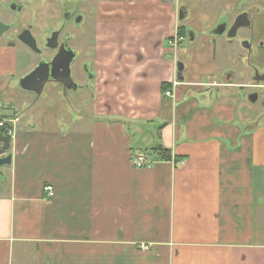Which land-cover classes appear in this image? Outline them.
<instances>
[{"label": "crops", "instance_id": "0c3cea01", "mask_svg": "<svg viewBox=\"0 0 264 264\" xmlns=\"http://www.w3.org/2000/svg\"><path fill=\"white\" fill-rule=\"evenodd\" d=\"M129 1L120 11L96 0L92 51L77 50L89 68L72 67L74 88L45 85L40 112L42 92L31 91L24 120L16 106L27 99L0 101L19 118L0 166V264H264V123L244 130L207 92L243 79L220 82L214 69L218 80L186 79L166 43L175 0ZM0 51V77L17 72L20 50ZM172 79L182 82L166 96ZM138 153L151 166L136 167Z\"/></svg>", "mask_w": 264, "mask_h": 264}, {"label": "rangeland", "instance_id": "374dc122", "mask_svg": "<svg viewBox=\"0 0 264 264\" xmlns=\"http://www.w3.org/2000/svg\"><path fill=\"white\" fill-rule=\"evenodd\" d=\"M123 0H109L112 6H114L116 9L123 11L124 6H121L118 2H121ZM134 0H131L129 2H133ZM191 0H175L174 3L178 6L185 5L187 6L188 2ZM20 4L18 6L22 7L23 9L17 10L12 9V5L10 7H5L0 4V17L5 15L6 19H10L14 25V27L17 28H24V27H30L31 33L36 39V46L39 49L40 53H37L35 51H32L29 47L23 44L22 42L15 41L13 44L15 47L20 50L19 52V67L17 69V72L14 73L12 76L10 75L7 77H0V82L4 81V84L9 85L7 88H1L0 89V101L6 105V103H9L10 105H13L14 101L17 100H25V99H33V95L31 92L26 90H21L17 88V83H19V76L22 75L26 70H28L29 63L30 62H36L43 57L49 56V49H47L44 46L45 38L50 36L54 31H60V27L64 24V10L61 6V0H20L16 2V0L12 1V4ZM83 11L86 13L87 18H84L83 24L77 26L73 23L66 24L65 28H63V31L68 30L72 33L73 38H70L69 43L72 44L74 47L77 48V50L82 55V49L88 50L89 52L92 51V48L90 46L92 42V31H93V14L95 15V8L96 6V0H89L84 1L81 4ZM128 7V12L133 11L135 9V16L139 15V5L135 6H129L126 5L125 8ZM189 16L185 18V20L178 21V24L188 23ZM137 24V23H133ZM129 29H133V31H137V25H129ZM185 39H183L177 46V57L184 63L185 69L184 74L186 75V79H190L193 81H200L208 83L212 80H218L215 76L210 75L206 71H212L215 70L216 73L220 74V82L224 81V76H228L230 74L229 71H234L236 73L240 74V77H237L236 80H241L244 83L250 82L247 76H244L245 73L240 72V66L236 63L233 67L231 65H226L225 61H221L220 58H214L212 54H214V51L209 46L205 47L203 51L196 53L198 55L197 59L201 60V63L199 66H192L191 63V39H189L188 34L183 35ZM60 38V37H59ZM81 38V39H80ZM6 41V37H5ZM4 40L0 41V46L6 48V42ZM26 46V47H25ZM239 52V49L236 48L235 53ZM0 54L4 55L5 52L0 51ZM82 56H79L75 62L74 65H79L81 61L83 62V70L85 72H88L89 65L87 63V60L80 58ZM178 59V60H179ZM177 60V61H178ZM222 63H219V62ZM73 65V66H74ZM233 65V64H232ZM72 68V67H71ZM233 70H232V69ZM260 70L264 71V66L260 67ZM92 74V73H91ZM89 75V74H88ZM84 79H82L83 81ZM49 85V84H48ZM47 85V86H48ZM165 92V91H164ZM208 94L211 98V103L216 104L217 102H220L222 104H232L234 109V114L237 116L239 123H241L242 127H244V130L247 129L248 126H251L252 123H264V90L261 91L263 95L261 98L257 99L256 101H250V96L254 93V89L250 86H245L243 89H231L230 87H223V86H212L208 87ZM46 95V89L41 93L40 101L35 105L34 110L35 112H40L43 109L41 98H44ZM51 97V96H50ZM61 100L63 103L64 100L58 95L56 97L51 98L49 101H56ZM22 103V102H21ZM70 104L71 102H67ZM28 104H25L24 106L19 105L16 106L17 112L20 114V117L22 120L25 118V114L23 113V109ZM9 106V105H8ZM12 108V106H10ZM61 107V106H60ZM33 108V106H32ZM63 108V107H62ZM3 113V109L0 108V114Z\"/></svg>", "mask_w": 264, "mask_h": 264}, {"label": "flooded vegetation", "instance_id": "af4514ba", "mask_svg": "<svg viewBox=\"0 0 264 264\" xmlns=\"http://www.w3.org/2000/svg\"><path fill=\"white\" fill-rule=\"evenodd\" d=\"M12 1L0 0V4L3 7L7 4V7L12 5V9H23L18 6L20 4H12ZM84 1L88 2L89 0H61V6L64 10V24L58 31V41L74 50L75 57L72 60L71 67H73L75 60L78 58V52L77 48L69 43L70 38H73L72 33L68 30L63 31V28L70 23L77 26L83 24L84 18H87L81 6ZM176 12L178 21L185 20L189 16L188 23L178 24L177 22L178 26L175 27L171 35L176 32L186 37L188 34L187 29L191 30L192 66L200 65L201 60L197 59L198 55L196 53L203 51L205 47L209 46L214 51L213 55L216 58H220L221 61L224 60L226 65H231L233 60L238 62L240 72L245 73L244 76H247L250 80L248 83L242 81L238 88L243 89L245 86H250L254 89V93L249 100L253 102L261 98L263 95L261 91L264 90V79L262 78V76L264 77V71L260 70V67L264 66V0H191L187 6L178 5ZM0 22L5 26L0 34V41H5L6 37V47L14 46L15 41L21 42L18 36L24 31L29 32L33 36L30 27L20 29L14 27L12 21L6 19L5 15L0 17ZM180 28L184 29V33H180ZM226 48H229L228 51H225ZM236 48L239 49V52L235 54L234 50ZM232 56H236V58L233 59ZM221 61L219 63H222ZM35 65L36 62H30V68L20 75L18 79L28 74ZM229 72L228 76H224L228 83L232 80V71ZM4 85L5 88L9 86L7 82ZM17 88L21 89L19 83H17ZM27 100L26 104L28 105L25 106L26 108L30 107L32 102L29 101L31 99ZM16 113L18 114L17 110ZM6 117L12 120L19 119L16 115ZM0 133L4 134L2 128H0ZM11 136H8L9 146Z\"/></svg>", "mask_w": 264, "mask_h": 264}, {"label": "water", "instance_id": "95a60500", "mask_svg": "<svg viewBox=\"0 0 264 264\" xmlns=\"http://www.w3.org/2000/svg\"><path fill=\"white\" fill-rule=\"evenodd\" d=\"M4 27L3 23L0 22V34ZM187 32L189 39H191V30L187 29ZM18 38L32 51L40 53L36 46V39L29 32L24 31ZM45 47L50 51L49 56H43L28 74L19 79V87L22 90L33 91L37 95L42 92L46 83L47 85L60 84L64 89L74 88L75 82L71 74V64L75 57L74 50L58 41V31H54L46 38ZM177 66L180 70L181 63L177 62ZM262 78L264 79L263 76ZM8 150L9 137L0 133V166L11 162V154L7 153Z\"/></svg>", "mask_w": 264, "mask_h": 264}, {"label": "built area", "instance_id": "2783aa9c", "mask_svg": "<svg viewBox=\"0 0 264 264\" xmlns=\"http://www.w3.org/2000/svg\"><path fill=\"white\" fill-rule=\"evenodd\" d=\"M184 39L183 35L177 34L174 32L172 35H170L166 41L167 47L169 48V52L175 53L176 48L178 44ZM173 50V51H172ZM181 79H172L170 81V89L165 90L164 94L166 96H173V90L181 84ZM17 121V119H10L6 116L0 115V128L3 129V133L6 136H10L14 132V122ZM133 164L136 167H148L151 166V161L147 160V157L144 153H138L135 158L133 159ZM44 193L51 197L53 196V188L50 185H44L43 186ZM144 247V246H143Z\"/></svg>", "mask_w": 264, "mask_h": 264}, {"label": "trees", "instance_id": "16d2710c", "mask_svg": "<svg viewBox=\"0 0 264 264\" xmlns=\"http://www.w3.org/2000/svg\"><path fill=\"white\" fill-rule=\"evenodd\" d=\"M180 33H184V29L183 28H180ZM154 151V153H156V156L158 157V159H161V160H171V150L169 148H165V147H162L160 145H157V146H154L152 148Z\"/></svg>", "mask_w": 264, "mask_h": 264}]
</instances>
